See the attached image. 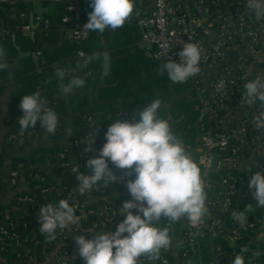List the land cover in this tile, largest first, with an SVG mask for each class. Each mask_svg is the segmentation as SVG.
Returning <instances> with one entry per match:
<instances>
[{"label":"built area","instance_id":"built-area-1","mask_svg":"<svg viewBox=\"0 0 264 264\" xmlns=\"http://www.w3.org/2000/svg\"><path fill=\"white\" fill-rule=\"evenodd\" d=\"M34 1L0 0V3L13 5ZM51 1L68 2L65 9L73 16L62 18L66 25L64 37L82 42L86 30L84 25L75 23L80 20L79 0ZM126 23L140 28V43L145 44L148 57L180 63L178 53L184 43L196 44L201 50L200 72L190 77L189 81L194 91V110L201 117L200 141L196 151L204 181L207 212L197 225H191L182 218L187 231L183 233L181 242L185 237L189 243L198 242L205 236L223 238L227 246L241 251L247 264H264V236L258 239L260 225L246 216L241 225L230 213L233 200L239 204V200L251 197L249 177L256 172L264 173V160L257 155L264 150V129L257 130L252 123L254 116L264 111V105L259 101L251 107L240 103L245 83L257 76L264 77V19L256 20L254 13L246 8L245 0H135L133 14ZM39 24L46 28L49 20L37 13L32 15L30 26L23 25L22 30L31 34ZM35 53L38 57L41 54L40 51ZM80 53L85 56L84 51L79 50V58ZM66 71L76 72L77 68L69 67ZM82 75L86 73L83 71ZM118 117L122 121L134 118L126 110L120 111ZM87 120L89 130L81 140L89 138L92 132L98 136L105 134L103 125L96 123L93 116L88 115ZM59 130L60 123L56 128V131ZM41 132H45V129L41 128L40 121L34 128L21 130L19 127L6 136V143L17 148L24 147L30 140L39 137ZM89 152L95 154L92 150ZM2 154L3 147L0 146V159ZM214 154L216 165L212 168ZM76 157L64 152L57 154V159L63 160L60 163L62 167L74 168L79 165L82 168L86 165V158L82 160ZM23 169L26 170L25 176L36 184L33 186L26 182V191L29 192L17 196L18 203L38 217L41 205L67 200L74 207L79 221L65 229L58 228L56 238L48 239L43 255L37 257L34 246L30 245L32 237L23 232L26 221L20 222L8 208L0 210V252L14 254V264H84L74 240L76 236L86 235L83 220L95 215L101 224L98 227L97 223H93V227H98L96 234L111 233L112 220L117 219L118 223L122 221L118 217L121 207L116 209L99 204L95 208H88L79 202L77 191L69 189L64 181L53 182L47 180L44 173L28 172L22 162H18L9 173L11 185L17 184ZM86 173L91 174V169L87 168ZM121 179L120 174L118 180ZM129 180L131 175H125L119 183L126 187ZM54 193L61 196L59 201L50 197ZM253 239L255 244L252 243ZM213 248L218 252L222 246L216 243ZM170 250L171 247L162 249L159 259L154 261L141 257L140 264H170ZM1 264H6L5 260Z\"/></svg>","mask_w":264,"mask_h":264},{"label":"trees","instance_id":"trees-1","mask_svg":"<svg viewBox=\"0 0 264 264\" xmlns=\"http://www.w3.org/2000/svg\"><path fill=\"white\" fill-rule=\"evenodd\" d=\"M42 2H52L42 0ZM81 10L80 18L84 21L89 20L88 13L93 9L90 7V0H79ZM56 5V15L41 13L44 18L49 20V25L45 28L43 24L37 25L34 29V37L22 30L23 25L30 26V6L31 3L17 2L13 5L2 2L7 7L9 13H14L15 18L5 16L0 9V47L5 49V62L8 68L0 70V131L6 136L16 131L20 125L19 119L23 113L20 109L21 99L24 95L39 93L40 98L46 101V107L55 111L60 123V130L49 134L46 131L42 134L48 135L51 139L65 138L67 146H42L35 149L31 157H14L12 168L18 162L24 163L28 172H41L36 167L37 163H44L45 157L54 161V172L61 177L63 183L69 188L77 191V198L80 203L88 208H95L96 205L111 206L119 209L122 201L131 199L128 189L119 182L110 183L107 186L101 181L91 192L80 195L77 186L79 181L76 179L72 167L65 168L60 165L62 159H57L59 152L76 155L80 159L87 161L91 157H97L99 150L106 143L105 134L98 136L96 133L87 139H80L89 130L88 115L93 116L96 123L103 125L106 133L108 127L118 120L120 111L126 110L131 117L138 118V113L145 106L151 104L155 99H160L162 107L158 110L160 118L169 121L173 133L181 140L187 154L198 165V153L196 148L199 143L201 133V117L194 110V91L189 79L184 83H173L170 81L167 72L160 75L158 70L168 61L148 57L145 49L139 47L140 28L135 24H125L116 29H106L103 33L90 31L85 28L86 36L82 42L77 43L65 38V42L56 51L51 53L45 48L47 44H53L58 40L60 25H65L62 21L64 16H73L65 9L68 2H54ZM13 8V9H12ZM66 26V25H65ZM39 45L41 54L37 61L31 55L18 56V48L22 52H35L34 45ZM79 50L84 51L85 56L93 53L107 51L111 57L110 71L103 75L101 61L91 62L87 68H77V61L81 60L77 56ZM77 68L76 72H68L66 69ZM62 69L65 72L63 83L67 84L73 77H82L85 84L81 88L74 89L70 94H63L60 91L61 81L56 77V71ZM86 75H82V72ZM8 91L6 109L3 112L1 96ZM39 123V121H37ZM68 129L71 132H68ZM94 136V143L91 145ZM8 145V143H6ZM10 145V144H9ZM95 153H85V149L90 147ZM23 148V147H19ZM86 156V157H84ZM2 159V158H1ZM0 159V166L2 160ZM86 161H83L86 163ZM35 164V165H34ZM109 167L116 174V179L121 174L119 170L109 161ZM86 166L80 168L81 173H86ZM75 179L74 182H67ZM135 175H131V180ZM47 180L50 178L47 177ZM30 185H35L29 177L25 179ZM56 181V180H51ZM29 186V185H28ZM29 191H19L12 199L15 203L17 196ZM91 196H94L93 199ZM54 201H59L56 193L50 195ZM21 204V203H20ZM8 208L0 204V210ZM133 214L136 210L133 209ZM241 212L240 205L233 200L232 210ZM12 213V212H11ZM32 213H20L19 221H26V230L32 237L30 245L35 250L37 257L42 256L46 250L48 239L39 231L40 224L38 218L31 216ZM122 221L124 215L118 216ZM121 221V222H122ZM101 224L95 215H89L83 220L82 225L86 229V239L94 238L98 227H93V223ZM111 232L116 230L117 219L112 220ZM156 227H168L169 236H180L187 231L182 221L170 222L165 217L155 225ZM220 243L222 248L215 252L213 246ZM236 255L244 258L239 249H232L227 246L223 238H208L205 236L198 242L189 243L185 237L178 249L171 248L168 255L170 264H231ZM5 260L6 264H14V254L0 252V264ZM84 264L86 262L84 261Z\"/></svg>","mask_w":264,"mask_h":264},{"label":"clouds","instance_id":"clouds-1","mask_svg":"<svg viewBox=\"0 0 264 264\" xmlns=\"http://www.w3.org/2000/svg\"><path fill=\"white\" fill-rule=\"evenodd\" d=\"M245 3L256 20L264 19V0H245ZM134 5L135 0H90L93 10L88 13L89 20L84 28L100 33L106 29L114 31L132 16ZM5 55V49L0 47V70L8 68ZM79 55L82 59L77 61V68H87L91 62L101 61L103 75L109 73L111 57L107 51L91 56ZM178 55L180 63L169 60L158 72L163 75L166 71L173 83H184L200 72L201 50L196 44L184 43ZM56 77L61 81L60 91L65 95L85 84V79L78 76L67 84L63 83L65 72L62 69L56 71ZM257 101L264 105L262 76L245 83L240 103L251 107ZM161 107V100L155 99L138 113V118L113 122L105 133L106 143L99 150V155L87 160L85 166L91 169V174L81 173L79 165L72 169L79 181L77 190L80 195L91 192L101 181L107 186L123 180L125 175H135V179L126 184L131 199L122 201L119 214L125 218L116 230L94 235L92 239H86L85 235L74 238L79 256L86 264H140L141 257L157 260L161 250L172 245L169 228L155 226L161 217L173 223L183 218L191 225H197L207 212L200 168L173 133L169 121L158 115ZM20 109L23 113L18 121L21 130L34 128L40 121L41 128L47 133H55L58 116L46 107V101L40 98L39 93L24 95ZM252 123L257 130L264 129V111L255 115ZM93 143L94 136L91 145ZM91 150V146L85 149L87 152ZM109 161L120 171L121 180L116 179ZM248 187L257 202L256 207L264 208V173L252 175ZM133 209L136 214H133ZM232 217L241 225L246 219L243 212L233 211ZM78 221L74 207L67 200L41 205L38 213L39 231L50 240L56 238L58 228L65 229ZM231 264H245V261L241 255H236Z\"/></svg>","mask_w":264,"mask_h":264},{"label":"crops","instance_id":"crops-1","mask_svg":"<svg viewBox=\"0 0 264 264\" xmlns=\"http://www.w3.org/2000/svg\"><path fill=\"white\" fill-rule=\"evenodd\" d=\"M77 2V0H74ZM50 3L53 2H42V0H36L31 3L30 6V21H31V16L37 13H46L48 15L55 16L56 15V5H55L54 11L52 13L46 12L44 7H47ZM81 10V6H80ZM80 20H83L80 18ZM88 21V20H87ZM85 26V25H84ZM140 44V41H139ZM7 100H8V91H5L2 96H1V101H2V107H3V112L6 109L7 105ZM1 117L0 115V123H1ZM68 143H66V139L63 137L58 138V139H51L48 137V135L42 134L39 137H36L32 140H30L23 148H17L13 145H6L5 143V138H4V133L1 130L0 131V146L3 147V154L1 156L2 164L0 166V204H4L5 206L8 207V209L14 214L15 216L19 217L20 213L26 214L28 213L27 208L18 203L17 201L14 203L12 201L13 197L19 192V191H26L27 190V185H26V170L23 169L20 171V174L17 179V184L16 185H11L9 182V173L12 169V159L14 157H25L29 158L31 157L32 152L42 146H51V147H58V146H67ZM258 158L261 160H264V150L262 152H258ZM75 158L76 155H73ZM35 165V164H34ZM54 165L55 162L48 160L45 157V162L44 163H37L36 167L42 171L50 180H56V181H62L61 177H59L55 172H54ZM28 170V168H27ZM247 176H249L247 174ZM250 180V177H249ZM54 182V181H53ZM29 190V189H28ZM51 203V201H50ZM49 204V202H47ZM257 202L254 200L253 196L251 195L250 198L246 199L245 201L239 200V205L241 212L245 214V216L253 221H256L258 225H260L259 228V234H258V239L264 236V208H258L256 207ZM250 207V208H249ZM31 216H34L35 218H38L37 216L31 214ZM183 225L185 226L183 220L181 219ZM172 236V245L171 248L173 249H178L180 247V244L182 243V236ZM210 238V237H208ZM212 239V238H211ZM253 244L256 243V241L253 239L252 241Z\"/></svg>","mask_w":264,"mask_h":264},{"label":"water","instance_id":"water-1","mask_svg":"<svg viewBox=\"0 0 264 264\" xmlns=\"http://www.w3.org/2000/svg\"><path fill=\"white\" fill-rule=\"evenodd\" d=\"M0 9L3 11V13L5 14V16H9L11 18H15V14L14 13H9L7 7H5L2 3H0ZM32 18V16H31ZM88 21H84V20H77L75 21V23L77 24H82V25H86ZM65 25H60V30L58 33V40L53 43V44H47L45 45V48L50 51L51 53H53L54 51H56L60 46H62L65 42V37H64V29H65ZM30 36L33 38L34 37V33L32 32L30 34ZM139 47L141 48H145V44L144 43H140ZM40 47L39 45H34V51L38 50ZM26 55H31L33 57L34 60L37 61L38 56L36 55L35 52H22L19 48H18V56H26ZM216 165V154L213 155V162H212V168H214ZM243 201H245L246 199H242Z\"/></svg>","mask_w":264,"mask_h":264},{"label":"rangeland","instance_id":"rangeland-1","mask_svg":"<svg viewBox=\"0 0 264 264\" xmlns=\"http://www.w3.org/2000/svg\"><path fill=\"white\" fill-rule=\"evenodd\" d=\"M53 3H50L49 5H47V7H44L46 12L52 13L54 11L55 5Z\"/></svg>","mask_w":264,"mask_h":264}]
</instances>
